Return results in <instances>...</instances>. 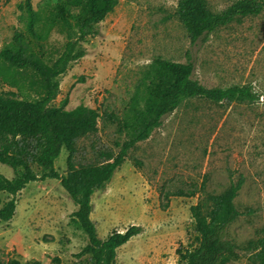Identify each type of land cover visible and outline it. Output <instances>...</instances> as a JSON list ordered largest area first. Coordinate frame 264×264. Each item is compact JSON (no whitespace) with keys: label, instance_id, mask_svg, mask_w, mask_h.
<instances>
[{"label":"rangeland","instance_id":"obj_1","mask_svg":"<svg viewBox=\"0 0 264 264\" xmlns=\"http://www.w3.org/2000/svg\"><path fill=\"white\" fill-rule=\"evenodd\" d=\"M19 1L0 0V47L15 29H22ZM177 1L118 0L100 22V33L84 42L87 54L60 76L58 94L50 105L59 106L67 98L65 109L82 103L99 110L97 131L78 141V156L85 161L93 158L95 149H120L126 133L119 132L117 122L107 115H124L143 68L154 57L184 62L189 50L193 76L201 84H252L262 94L258 101L192 97L181 102L146 140L129 149L110 182L96 191L92 217L101 238L113 229L141 226L139 234L117 249V264H179L176 248L186 244L192 228L190 205L206 194L222 192L241 174L244 181L234 199L241 214L228 229L239 258L229 264H257L252 252L264 233V11L219 28L203 43L191 44L175 14ZM206 1L213 11H220L234 0ZM41 3L32 0L35 9ZM63 42L62 34L53 30L45 47L56 56ZM8 74L5 71V77ZM9 90L14 89L0 75V92ZM66 156L62 149L55 161L59 173L66 170ZM0 172L13 175L4 164ZM179 188L196 193L172 196L162 209L161 193ZM17 205V221L22 207L32 210L26 224L34 233L30 242L44 248H38L37 260L45 262L49 242L50 248L59 246L61 251L54 255L61 257V264H94L91 254L72 256L86 244L87 234L71 221L77 205L59 180L29 182L19 192ZM21 240L27 242L25 237ZM64 244L70 248L62 249Z\"/></svg>","mask_w":264,"mask_h":264},{"label":"trees","instance_id":"obj_2","mask_svg":"<svg viewBox=\"0 0 264 264\" xmlns=\"http://www.w3.org/2000/svg\"><path fill=\"white\" fill-rule=\"evenodd\" d=\"M117 3L118 0H42L35 9L32 0H20L17 7L22 29H15L11 39L0 47V75L14 89L0 92V163L9 166L13 173L9 178L0 172V222L12 219L18 194L29 182L57 179L78 206L71 221L88 237L72 256L78 259L91 254L94 264H117V249L141 231V226L131 224L101 238L91 217L93 193L106 187L129 149L146 140L163 118L186 99L254 102L262 95L250 83L225 87L201 84L193 76L195 64L189 50L184 62L154 57L143 68L124 115H107L117 122L119 132L126 133L120 149L98 148L92 159L84 161L78 156V141L97 131L99 110L82 103L65 109L67 98L59 106L50 103L58 94L60 76L72 62L87 54L84 42L100 33V22ZM263 11L264 0H234L220 11H213L206 0H178L175 14L190 43L197 44L207 41L219 28ZM53 30L64 38L56 56L45 47ZM62 149L67 151L66 170L59 173L55 161ZM243 181L239 174L222 192L206 194L190 205L192 228L187 231L186 244L176 248L179 264H229L239 258L228 229L241 214L234 199ZM1 193L7 196L4 200ZM195 193L181 188L163 191L161 198L165 202L161 207L166 209L172 196L191 197ZM252 257L257 264H264V233L258 238ZM60 263L58 255L49 262ZM0 264L41 263L21 259L11 250L0 252Z\"/></svg>","mask_w":264,"mask_h":264},{"label":"crops","instance_id":"obj_3","mask_svg":"<svg viewBox=\"0 0 264 264\" xmlns=\"http://www.w3.org/2000/svg\"><path fill=\"white\" fill-rule=\"evenodd\" d=\"M0 164H2V163H0ZM47 180L48 179L44 180L43 182H46ZM40 182H42V181H40ZM100 190H102V189H99L96 191H100ZM96 191L92 195V202H94V194L96 193ZM21 212H22L21 219L19 221H17L18 205H16L15 213H14L12 219L7 221V222H3V221L0 222V252L6 254V253L10 252L11 250H15L16 253L21 256V259L37 260L36 259L37 257L35 255H40L38 253V248H42V249H44V248H43V246L42 247L41 246L40 247H33L31 242H30L33 239L34 233L32 230L27 229L26 224L28 221L27 218H29L30 212H32V210L30 209L29 206L26 208L22 207ZM92 215H93V210L91 212V217H92ZM92 219H93V217H92ZM96 226H97V224H96ZM21 237H25L27 242H23V240H21ZM73 245H74V243H73ZM45 247H46L45 248L46 253L43 254V259L45 262H40L41 264H44V263L49 264L51 257L54 256L55 253H59L61 251L59 246H52L51 245V248H50L49 242H47V245ZM68 248H70V246L68 244H64L62 249H68ZM28 255H30L32 257H30ZM61 263H62V259H61Z\"/></svg>","mask_w":264,"mask_h":264}]
</instances>
